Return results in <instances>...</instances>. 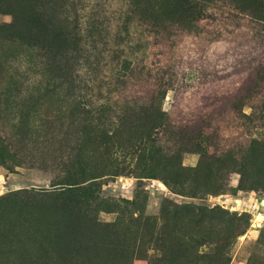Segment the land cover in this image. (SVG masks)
<instances>
[{
  "label": "rangeland",
  "instance_id": "obj_1",
  "mask_svg": "<svg viewBox=\"0 0 264 264\" xmlns=\"http://www.w3.org/2000/svg\"><path fill=\"white\" fill-rule=\"evenodd\" d=\"M188 1L0 0V264H264V0Z\"/></svg>",
  "mask_w": 264,
  "mask_h": 264
},
{
  "label": "trees",
  "instance_id": "obj_2",
  "mask_svg": "<svg viewBox=\"0 0 264 264\" xmlns=\"http://www.w3.org/2000/svg\"><path fill=\"white\" fill-rule=\"evenodd\" d=\"M179 1H181V2H189L188 0H179ZM89 127V126H88ZM86 133V132H85ZM104 137H107V134L106 133H104V135H103Z\"/></svg>",
  "mask_w": 264,
  "mask_h": 264
}]
</instances>
